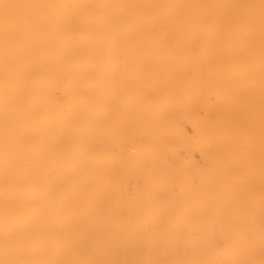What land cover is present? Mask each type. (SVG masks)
<instances>
[{"label":"bare ground","instance_id":"obj_1","mask_svg":"<svg viewBox=\"0 0 264 264\" xmlns=\"http://www.w3.org/2000/svg\"><path fill=\"white\" fill-rule=\"evenodd\" d=\"M264 0H0V264H261Z\"/></svg>","mask_w":264,"mask_h":264},{"label":"snow or ice","instance_id":"obj_2","mask_svg":"<svg viewBox=\"0 0 264 264\" xmlns=\"http://www.w3.org/2000/svg\"><path fill=\"white\" fill-rule=\"evenodd\" d=\"M261 264H264V261H262Z\"/></svg>","mask_w":264,"mask_h":264}]
</instances>
